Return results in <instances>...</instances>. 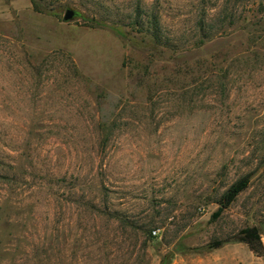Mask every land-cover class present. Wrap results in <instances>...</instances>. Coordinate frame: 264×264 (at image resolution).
Returning <instances> with one entry per match:
<instances>
[{"label":"rangeland","instance_id":"rangeland-1","mask_svg":"<svg viewBox=\"0 0 264 264\" xmlns=\"http://www.w3.org/2000/svg\"><path fill=\"white\" fill-rule=\"evenodd\" d=\"M263 221L264 0H0V264H264Z\"/></svg>","mask_w":264,"mask_h":264},{"label":"trees","instance_id":"trees-1","mask_svg":"<svg viewBox=\"0 0 264 264\" xmlns=\"http://www.w3.org/2000/svg\"><path fill=\"white\" fill-rule=\"evenodd\" d=\"M138 17H140L139 21L136 22V24L143 27L145 25L144 19H142V14H138ZM151 24L150 26H153V34L154 37L161 41V35L160 32V21L157 16H153L152 19H149ZM250 184V176L246 175L240 180L236 181L234 184H232L228 190L223 194L221 198V206L219 209L213 214V219H216L221 215V213L224 211L225 208H228L237 198V196L244 191ZM238 241L245 242L249 248L256 253L257 255H263L264 254V243L261 235V230L258 226H251L246 227L242 229L236 237H234ZM226 241L228 240H215L214 242L209 243L208 246L210 247H220L222 246ZM161 264H166L165 262Z\"/></svg>","mask_w":264,"mask_h":264},{"label":"water","instance_id":"water-1","mask_svg":"<svg viewBox=\"0 0 264 264\" xmlns=\"http://www.w3.org/2000/svg\"><path fill=\"white\" fill-rule=\"evenodd\" d=\"M76 14H77L76 10H74V9H72V8H68V9L66 10V13H65L64 19H65L66 21L72 20V19H74V18L76 17ZM261 227H262V229H263V231H264V221L261 223Z\"/></svg>","mask_w":264,"mask_h":264},{"label":"built area","instance_id":"built-area-1","mask_svg":"<svg viewBox=\"0 0 264 264\" xmlns=\"http://www.w3.org/2000/svg\"><path fill=\"white\" fill-rule=\"evenodd\" d=\"M156 233V231H154Z\"/></svg>","mask_w":264,"mask_h":264}]
</instances>
